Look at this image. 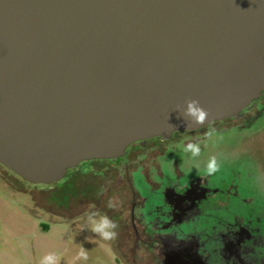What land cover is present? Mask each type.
Returning a JSON list of instances; mask_svg holds the SVG:
<instances>
[{
	"label": "water",
	"instance_id": "water-1",
	"mask_svg": "<svg viewBox=\"0 0 264 264\" xmlns=\"http://www.w3.org/2000/svg\"><path fill=\"white\" fill-rule=\"evenodd\" d=\"M262 98L264 0H0V163L31 183Z\"/></svg>",
	"mask_w": 264,
	"mask_h": 264
},
{
	"label": "rangeland",
	"instance_id": "rangeland-1",
	"mask_svg": "<svg viewBox=\"0 0 264 264\" xmlns=\"http://www.w3.org/2000/svg\"><path fill=\"white\" fill-rule=\"evenodd\" d=\"M187 143L201 147L195 161L198 167L192 166L190 154L182 151ZM211 156L217 157L220 170L208 176L203 169ZM137 170L131 171L139 201L134 213L158 235L159 239L152 241L153 249L163 242L161 238H171L176 245L194 236L209 264H223L221 237L239 223L253 229L256 240L250 244L252 253L264 255V102L238 121L225 120L203 133L168 140L153 163ZM10 180L0 176V264H39L46 254L58 257L57 264H133L129 250L118 257L113 240L105 241L93 233L82 216L63 220L41 210L35 201L58 211L48 192L40 191L34 199L30 192L15 190ZM92 181L83 177L74 185L81 187ZM21 185L30 191L29 186ZM197 187L205 196L195 203L185 198L182 220L162 228L169 222L173 203ZM187 202L188 206L194 204L189 208ZM80 246L88 252L86 262L76 259ZM136 261L143 264L144 259L139 255Z\"/></svg>",
	"mask_w": 264,
	"mask_h": 264
},
{
	"label": "flooded vegetation",
	"instance_id": "flooded-vegetation-1",
	"mask_svg": "<svg viewBox=\"0 0 264 264\" xmlns=\"http://www.w3.org/2000/svg\"><path fill=\"white\" fill-rule=\"evenodd\" d=\"M260 101L264 102V98ZM256 105L244 111L237 119L228 117L208 123L200 129L178 130L167 137L152 136L143 140H136L126 147L123 155L115 158L82 160L75 167L68 168L65 175L56 182L48 184L31 183L2 163H0V176L6 178L7 181L10 177L9 182H14V185H11L14 186L15 190L30 192L34 199L40 191L48 192L52 196L49 197L52 200L51 202L58 205V211H54L50 204L41 206L38 201H35V203L50 216H62L63 220L77 216L87 219L86 214L94 211L108 216L118 226L115 230L116 237L112 243L116 254L121 258L129 250L133 258V264H138L136 258L139 255L144 259L143 264H171V262L177 264H209L207 259L200 254L199 243L194 236L176 245H173L174 240L171 238L169 240L161 238L163 242L159 241L157 248H154L155 250L151 247L152 241L159 238L158 235L153 234L144 225L142 218L134 213L135 206L139 201L132 187L131 171L137 172L138 168L144 170L146 163H153L168 140L180 138L186 134L203 133L214 124L225 120L238 121L254 110ZM83 177L86 179L90 177L95 181H92L93 184L81 187L74 185L77 179ZM10 183L8 184L10 185ZM21 184L29 186L30 191L18 186ZM168 196L171 198V191H168ZM204 196L205 191L197 187L191 190L189 195L187 194L182 199L175 201L171 215L168 217L169 222H165L162 228L177 220H182L184 212L181 210L184 209L183 201L185 198V201L195 203V200H200ZM75 198L77 200H74ZM109 201L114 204V207L109 208L107 206ZM194 203L188 206L189 203L187 202V206L190 208ZM187 206L185 208L188 209ZM72 212L75 215H72ZM255 237L253 229H247L239 223L235 229H228L227 233L221 237L223 264H264V255L261 254L262 256H260L255 252L252 253L253 250L250 248V244L256 240Z\"/></svg>",
	"mask_w": 264,
	"mask_h": 264
},
{
	"label": "clouds",
	"instance_id": "clouds-1",
	"mask_svg": "<svg viewBox=\"0 0 264 264\" xmlns=\"http://www.w3.org/2000/svg\"><path fill=\"white\" fill-rule=\"evenodd\" d=\"M187 112L194 116L198 122H205L208 113L198 104L197 101L191 100L187 103ZM211 135V133H209ZM182 151L184 153L190 154V157L193 161V165H196V158L201 155V147L198 143H187L186 146L182 147ZM220 170V163L217 160L216 156H211L204 165V174L208 176H212L216 174ZM177 192V191H176ZM179 193V192H177ZM181 194V193H180ZM109 208L114 207V204L109 201ZM87 227L93 233H96L99 237H101L105 241L113 240L116 237V229L117 224L114 220L110 219L106 215H100L97 212L87 213ZM63 227H67L66 225ZM77 260L86 262L88 260V252L80 246L79 252L76 257ZM58 257L52 254H46L41 257L39 264H57Z\"/></svg>",
	"mask_w": 264,
	"mask_h": 264
}]
</instances>
